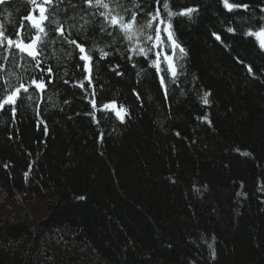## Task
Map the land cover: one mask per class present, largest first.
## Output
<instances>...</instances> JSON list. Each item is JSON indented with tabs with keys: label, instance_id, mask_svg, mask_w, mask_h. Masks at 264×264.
Here are the masks:
<instances>
[{
	"label": "trees",
	"instance_id": "1",
	"mask_svg": "<svg viewBox=\"0 0 264 264\" xmlns=\"http://www.w3.org/2000/svg\"><path fill=\"white\" fill-rule=\"evenodd\" d=\"M103 2L51 0L43 32L31 0L0 3V101L27 88L0 108V264H264V48L247 34L264 0ZM107 12L136 14L131 40ZM35 36V58L5 39Z\"/></svg>",
	"mask_w": 264,
	"mask_h": 264
},
{
	"label": "snow or ice",
	"instance_id": "2",
	"mask_svg": "<svg viewBox=\"0 0 264 264\" xmlns=\"http://www.w3.org/2000/svg\"><path fill=\"white\" fill-rule=\"evenodd\" d=\"M3 0H0V3H2ZM31 2L34 4L35 9H37L40 13L39 18H37L34 14H29V16L25 17L26 20L30 21L33 25V27H36L39 29L40 32L44 31V28L42 27V23L45 19H47V16H45V12L47 11V8L44 6L48 3L51 2V0H44V4H37L36 0H31ZM86 2L91 6L94 2V0H86ZM224 3V7L227 8L228 10H232L234 7H243V8H247L248 5L246 4H238V5H234L232 3H229V0H223ZM95 4L103 7L104 9H110V5L108 3H104L103 0H95ZM163 7L165 9H167L169 7V5L167 3H164ZM196 11V9L193 8H186V9H182L179 13V15H188L192 12ZM101 15L105 16L106 20H109V23L113 26V27H118L123 33H125V36L127 39L131 40L133 35H135V25H136V14L133 13L132 15V19L129 21H125L124 18L122 16L119 15H111L110 12L107 13H101ZM151 15V14H150ZM174 13L169 11L168 12V16L171 17L173 16ZM159 16V9L156 10V14L154 16H152V19H156ZM161 24L164 23V21H160ZM148 27H152L151 22H149ZM171 25H167L164 28V31L167 33L168 39L169 41H171L173 47H179L178 44H176L175 40L172 37V33H171ZM61 35H63V28L62 27H58L56 29ZM160 27L157 26L156 28V44L159 45L161 43V37H160ZM228 32H233L234 29L233 28H228L227 29ZM248 35L251 36H255L257 38V40L260 42V46L262 48H264V27H262L259 31L253 32L251 30H249V32L247 33ZM0 36H3V32L0 31ZM218 40L220 39L219 36L216 37ZM5 39H7L8 45L11 47L13 46V44H15V47L18 48L20 51L25 52L27 55L35 58L39 53L36 49V45L39 42V36L34 37L32 39V41L30 43H24L22 40L18 41V42H14L13 40H11L10 38L5 37ZM149 39H151V37H149ZM70 43L74 44L77 48H79L81 55V59L82 60H86V61H91V56L87 55L86 49L83 45L77 43V41L72 40L70 41ZM100 51V55L101 57H105L108 55L107 52H105L103 49H99ZM141 52L144 51L143 48L140 49ZM181 52H183V49H181ZM159 57V54H158ZM164 59L168 62V69L169 71L172 73L173 76H175L176 74V70H175V66L172 62V58L169 56H165ZM157 70L159 71V58L157 59V61L154 62ZM86 67H88L86 65ZM49 72H51V69H48ZM249 71H251V69H249ZM89 72H90V67H89ZM86 79H88L89 81L91 80V75H89L88 77H86ZM163 77L161 78V83L163 84ZM32 85L37 88L38 90H43L46 88V84L43 81H37L36 79H33L31 81ZM83 86V85H81ZM21 89H23V91H27V88L22 84L19 88H16L15 90H13L10 94L6 95L4 97V99L2 101H0V108H3L5 105H14L16 103L17 98L20 95ZM209 93H205L204 94V98H203V102L205 104L208 103L207 97H208ZM93 103V107H95V101H92ZM103 107L105 109H112L114 111H116V115L118 116L119 119L123 120L124 115L127 113V110L123 108V106L121 105L118 109L115 106V103L113 102L112 104H105L103 105ZM13 111H15V109H13ZM81 199H83V197H81ZM209 247H211V245H209ZM213 255H215V253H213Z\"/></svg>",
	"mask_w": 264,
	"mask_h": 264
},
{
	"label": "rangeland",
	"instance_id": "3",
	"mask_svg": "<svg viewBox=\"0 0 264 264\" xmlns=\"http://www.w3.org/2000/svg\"><path fill=\"white\" fill-rule=\"evenodd\" d=\"M42 4H43V3H42ZM44 6H45V5H44ZM31 14H34L37 18H39V16H40V13H39V11H38L37 9H35V11H34L33 13H31ZM167 25H168L167 23H165V24H160V27L163 28V33L166 34L165 36H167V33L164 31V28H165ZM161 35H162V33H160V37H161ZM167 38H168V36H167ZM161 39H162V37H161ZM155 42H156V39H155ZM170 44H171V46L173 47L171 41H170ZM160 47H161V44H160ZM158 54H159V57H158ZM165 56H169V57L172 58V55H168V54H166L163 50H162V51L159 50V51H157V57H156V59H158V58H160V57L164 58ZM110 104H112V103H110ZM115 106H116V104H115ZM116 108L118 109L119 107L116 106ZM109 110L113 111V112L116 114V111H114V110H112V109H109Z\"/></svg>",
	"mask_w": 264,
	"mask_h": 264
},
{
	"label": "water",
	"instance_id": "4",
	"mask_svg": "<svg viewBox=\"0 0 264 264\" xmlns=\"http://www.w3.org/2000/svg\"><path fill=\"white\" fill-rule=\"evenodd\" d=\"M36 37V36H35Z\"/></svg>",
	"mask_w": 264,
	"mask_h": 264
}]
</instances>
